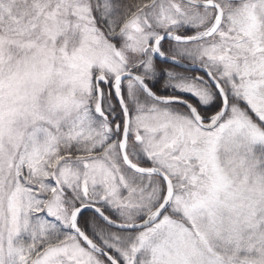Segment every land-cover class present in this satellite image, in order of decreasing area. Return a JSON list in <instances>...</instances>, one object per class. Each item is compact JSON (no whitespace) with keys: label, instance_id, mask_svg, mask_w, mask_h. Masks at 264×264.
I'll return each mask as SVG.
<instances>
[{"label":"snow or ice","instance_id":"snow-or-ice-1","mask_svg":"<svg viewBox=\"0 0 264 264\" xmlns=\"http://www.w3.org/2000/svg\"><path fill=\"white\" fill-rule=\"evenodd\" d=\"M0 264H264V0H0Z\"/></svg>","mask_w":264,"mask_h":264}]
</instances>
